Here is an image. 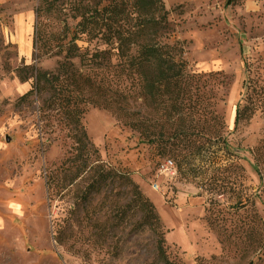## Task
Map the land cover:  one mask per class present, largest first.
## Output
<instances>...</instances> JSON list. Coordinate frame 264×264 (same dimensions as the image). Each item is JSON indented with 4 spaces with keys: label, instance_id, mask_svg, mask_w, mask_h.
I'll return each instance as SVG.
<instances>
[{
    "label": "rangeland",
    "instance_id": "rangeland-1",
    "mask_svg": "<svg viewBox=\"0 0 264 264\" xmlns=\"http://www.w3.org/2000/svg\"><path fill=\"white\" fill-rule=\"evenodd\" d=\"M39 1L0 0V264H163L141 210L132 207L119 224L113 219L130 187L116 180L81 198L90 173L67 168L71 127L48 106L47 93L24 96L33 80L22 81L20 69L54 70L62 59L34 46ZM166 9L169 41L183 42L192 76L182 116L166 119L125 82L112 108L86 105L81 123L98 159L128 174L153 203L170 261L264 264V118L257 111L234 124L244 82L252 78L264 90V0H184ZM43 30L49 38L56 23ZM188 104H197L195 112ZM133 113L155 142L124 124ZM216 123L224 142L183 161L184 143L203 140ZM166 159L175 174L159 171Z\"/></svg>",
    "mask_w": 264,
    "mask_h": 264
},
{
    "label": "trees",
    "instance_id": "trees-1",
    "mask_svg": "<svg viewBox=\"0 0 264 264\" xmlns=\"http://www.w3.org/2000/svg\"><path fill=\"white\" fill-rule=\"evenodd\" d=\"M168 14L164 0H40L35 9L34 46L40 53L62 55V59L54 70L25 66L18 71V77L22 81L33 80L24 96L47 93L48 106H56L65 124L71 127L75 151L67 159V168L75 170L74 176L90 173L81 198L87 199L108 184L121 180L130 187L132 197L122 209L113 206V219L119 224L132 207L141 210L143 228L157 237L159 260L163 264H175L166 255L162 226L153 203L128 174L109 168L98 159V150L81 123L86 105L112 108L111 99H116L121 87L126 89L125 82H129L128 91L135 87V98L148 100L166 119L182 116L189 92L188 79L192 76L183 58V42L169 41ZM48 20L56 23V31L45 39L43 27ZM22 70L29 73L22 74ZM243 87L242 102L236 107L235 126L248 121L257 111L264 118L263 88L252 78H248ZM108 92L110 96L105 97ZM196 105L188 104V107L195 112ZM177 120L181 128L184 119L178 116ZM124 124L138 131L148 142H155L151 138V134L154 135L149 130L151 126L134 113ZM216 124L209 127L203 140L184 143L188 154H184L183 161L189 154L199 155L208 150L214 141L224 142L222 126ZM93 155L96 159L89 162ZM71 181L68 184H72Z\"/></svg>",
    "mask_w": 264,
    "mask_h": 264
},
{
    "label": "built area",
    "instance_id": "built-area-1",
    "mask_svg": "<svg viewBox=\"0 0 264 264\" xmlns=\"http://www.w3.org/2000/svg\"><path fill=\"white\" fill-rule=\"evenodd\" d=\"M160 172H163V173H168V174H175V167L173 165V162L171 159H166L163 161V163L161 164L160 166V169H159ZM158 187L157 186H154V189H157Z\"/></svg>",
    "mask_w": 264,
    "mask_h": 264
},
{
    "label": "crops",
    "instance_id": "crops-1",
    "mask_svg": "<svg viewBox=\"0 0 264 264\" xmlns=\"http://www.w3.org/2000/svg\"><path fill=\"white\" fill-rule=\"evenodd\" d=\"M184 0H164V3H165V6L166 7H171L173 4L175 3H181L183 2Z\"/></svg>",
    "mask_w": 264,
    "mask_h": 264
}]
</instances>
